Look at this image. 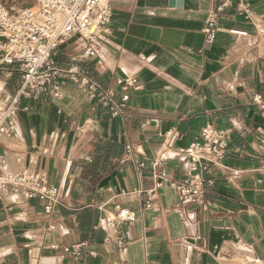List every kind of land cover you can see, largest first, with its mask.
I'll return each instance as SVG.
<instances>
[{"label":"crops","instance_id":"crops-1","mask_svg":"<svg viewBox=\"0 0 264 264\" xmlns=\"http://www.w3.org/2000/svg\"><path fill=\"white\" fill-rule=\"evenodd\" d=\"M225 1L184 0L177 7L169 0H112L110 40L122 52L112 51L109 68L77 49L75 37L57 49L59 66L78 64L117 99L124 94L116 84L122 68L136 71L139 89L128 91L125 120L69 81L59 97L23 100L27 109L14 137L0 139V172L45 170L60 186L62 203L47 215L38 198L0 195V264H264V35L252 44L255 19L264 32V0H228L218 13L217 39L207 43L208 12ZM241 2L252 16L238 9ZM21 76L18 65L0 67L6 95ZM207 123L230 130L229 151L224 168L206 171L215 183L193 207L195 221L172 210L179 195L162 188L159 208L123 229L128 243L118 251L106 230L94 228L104 214L100 207L138 211L146 195L130 192L153 186L151 162L167 132L176 129V146L185 147ZM129 143L136 151L124 161ZM166 169L177 180L188 173L178 159ZM233 171L239 175L229 182L225 173ZM80 242L88 246L77 258L66 247Z\"/></svg>","mask_w":264,"mask_h":264},{"label":"built area","instance_id":"built-area-1","mask_svg":"<svg viewBox=\"0 0 264 264\" xmlns=\"http://www.w3.org/2000/svg\"><path fill=\"white\" fill-rule=\"evenodd\" d=\"M32 5L16 9L9 0H0V67L18 65L21 80L15 92L5 94V84L0 81V139H11L18 128L19 113L27 107L23 100L38 95L61 96L64 81H69L85 92L90 101L109 110L112 117L127 118L129 90L139 89L136 71H126L116 78V84L124 94L116 98L115 91L90 77L86 70L76 63L61 67L56 62L57 49L68 40L75 37L77 49H86L89 56L97 57L100 69L110 67L113 50L122 52L110 40L112 30L110 22L113 17L112 0H32ZM228 0L216 9L208 12L203 29L207 43H214L221 30L218 24V13ZM241 12L252 16L249 5L241 2L238 6ZM255 19L257 35L252 40L253 45H259L264 32ZM235 34L248 36L246 31H235ZM140 63L146 61L144 55L137 56ZM119 68L120 65L113 68ZM259 97H254L259 103ZM155 121H158L155 119ZM180 137L176 129H171L165 135L162 149L151 162L153 186L142 187L130 192L142 196L138 211L118 204L114 210L104 212L95 225V230L107 231L106 240L123 251L127 240L123 229L135 223L138 214L144 216L149 211L159 208L160 190L165 187L175 189L179 201L172 207L186 216L188 221H195L193 207L202 205L205 201L208 187L214 179L206 175V171L214 166L224 168L223 161L229 151L230 130L207 123L199 135L189 145L177 147ZM136 151L133 143L126 146L124 161L132 160ZM178 159L188 168L186 177L175 179L166 169V162ZM143 164L136 166L138 177H143ZM239 175L238 171L225 173L226 180L233 181ZM20 195L25 199L38 198L43 203L44 212L51 215L62 203L60 186L50 183L45 170L25 167L20 171L0 172V195ZM87 242H80L66 247L75 257H80ZM94 255L93 251H90Z\"/></svg>","mask_w":264,"mask_h":264},{"label":"rangeland","instance_id":"rangeland-1","mask_svg":"<svg viewBox=\"0 0 264 264\" xmlns=\"http://www.w3.org/2000/svg\"><path fill=\"white\" fill-rule=\"evenodd\" d=\"M9 2L11 4L13 2V7H15L16 9L28 7L33 3L32 0H9ZM10 145H14V143H11Z\"/></svg>","mask_w":264,"mask_h":264},{"label":"water","instance_id":"water-1","mask_svg":"<svg viewBox=\"0 0 264 264\" xmlns=\"http://www.w3.org/2000/svg\"><path fill=\"white\" fill-rule=\"evenodd\" d=\"M184 0H169L170 6L182 7Z\"/></svg>","mask_w":264,"mask_h":264}]
</instances>
